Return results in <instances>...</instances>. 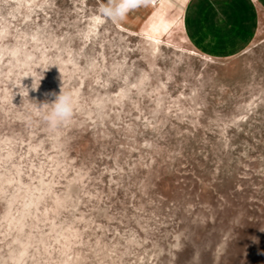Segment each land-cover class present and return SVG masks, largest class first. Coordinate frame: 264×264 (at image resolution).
<instances>
[{
  "label": "rangeland",
  "instance_id": "374dc122",
  "mask_svg": "<svg viewBox=\"0 0 264 264\" xmlns=\"http://www.w3.org/2000/svg\"><path fill=\"white\" fill-rule=\"evenodd\" d=\"M148 6L0 0V264H264V11L213 58Z\"/></svg>",
  "mask_w": 264,
  "mask_h": 264
},
{
  "label": "crops",
  "instance_id": "0c3cea01",
  "mask_svg": "<svg viewBox=\"0 0 264 264\" xmlns=\"http://www.w3.org/2000/svg\"><path fill=\"white\" fill-rule=\"evenodd\" d=\"M147 8V33L165 37L178 27L199 53L230 58L257 39L264 0H164Z\"/></svg>",
  "mask_w": 264,
  "mask_h": 264
},
{
  "label": "clouds",
  "instance_id": "9594fccd",
  "mask_svg": "<svg viewBox=\"0 0 264 264\" xmlns=\"http://www.w3.org/2000/svg\"><path fill=\"white\" fill-rule=\"evenodd\" d=\"M147 3V0H110L111 15L110 18L114 22H119L123 20L126 15ZM62 74V73H61ZM43 78V77H42ZM38 85H32V90H37ZM28 94V89L25 88ZM46 97H53L51 101L45 100L39 107L44 113V121L49 128L57 129L61 126L68 124L73 118L75 111V99L70 91H65L63 79L60 89V93L57 94L55 91L45 93Z\"/></svg>",
  "mask_w": 264,
  "mask_h": 264
},
{
  "label": "built area",
  "instance_id": "2783aa9c",
  "mask_svg": "<svg viewBox=\"0 0 264 264\" xmlns=\"http://www.w3.org/2000/svg\"><path fill=\"white\" fill-rule=\"evenodd\" d=\"M154 4H160L163 0H151Z\"/></svg>",
  "mask_w": 264,
  "mask_h": 264
},
{
  "label": "snow or ice",
  "instance_id": "6c2138e0",
  "mask_svg": "<svg viewBox=\"0 0 264 264\" xmlns=\"http://www.w3.org/2000/svg\"><path fill=\"white\" fill-rule=\"evenodd\" d=\"M103 11H105V13L108 14V15H111L112 14L111 11L108 10V9H104Z\"/></svg>",
  "mask_w": 264,
  "mask_h": 264
},
{
  "label": "bare ground",
  "instance_id": "6f19581e",
  "mask_svg": "<svg viewBox=\"0 0 264 264\" xmlns=\"http://www.w3.org/2000/svg\"><path fill=\"white\" fill-rule=\"evenodd\" d=\"M150 1H151V0H150ZM163 1H164V0H163ZM163 1H162V2H163ZM151 2H152V1H151ZM162 2H161V3H162ZM152 3H153V2H152ZM161 3H160V4H161ZM153 4H154V3H153ZM160 4H157V5H160ZM153 39H154L155 41H158V39H157L156 37H154ZM158 43H159V42H158ZM158 43H157V44H158Z\"/></svg>",
  "mask_w": 264,
  "mask_h": 264
}]
</instances>
